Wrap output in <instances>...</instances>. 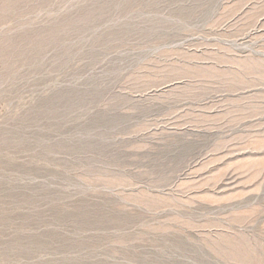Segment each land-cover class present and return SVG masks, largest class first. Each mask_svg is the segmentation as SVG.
<instances>
[{"label": "rangeland", "instance_id": "1", "mask_svg": "<svg viewBox=\"0 0 264 264\" xmlns=\"http://www.w3.org/2000/svg\"><path fill=\"white\" fill-rule=\"evenodd\" d=\"M0 264H264V0H0Z\"/></svg>", "mask_w": 264, "mask_h": 264}]
</instances>
